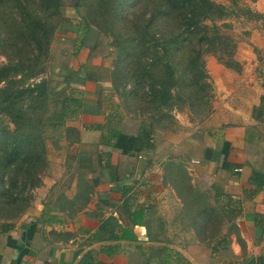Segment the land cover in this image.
Instances as JSON below:
<instances>
[{
    "label": "crops",
    "instance_id": "obj_1",
    "mask_svg": "<svg viewBox=\"0 0 264 264\" xmlns=\"http://www.w3.org/2000/svg\"><path fill=\"white\" fill-rule=\"evenodd\" d=\"M56 34L64 45L59 53L67 59L49 63V78L83 101L67 122L79 139H61L58 152L49 156L30 206L0 234V264H259L264 121L251 109L260 101L249 105V113L237 110V119L216 117L218 110L185 134L179 124L168 136L156 128L147 135L149 122L125 114L111 77L101 74L107 53L82 44L74 25L61 24ZM231 112L228 107L226 114ZM109 125L138 138L129 153L110 145L113 138L109 144L101 140L106 132L97 126ZM178 159L185 160L196 193L216 196L221 209L229 207L230 195L240 210L234 219L224 218L213 237L199 238L192 228L181 227H188L180 218L183 194L167 181L166 166ZM166 206L179 215L167 218ZM127 227L129 234L123 235ZM85 255L87 263H81Z\"/></svg>",
    "mask_w": 264,
    "mask_h": 264
},
{
    "label": "trees",
    "instance_id": "obj_2",
    "mask_svg": "<svg viewBox=\"0 0 264 264\" xmlns=\"http://www.w3.org/2000/svg\"><path fill=\"white\" fill-rule=\"evenodd\" d=\"M16 1L23 12L14 21L19 26L18 38L2 31L4 17L1 15L0 18V45L14 47L9 59L0 63V202L7 199L6 203H12L13 206L18 205L21 201L23 204H19L15 213L12 214L0 209L5 212L0 216V234L13 227L14 220L30 206L33 190L42 183V177L49 164L46 129L51 127L53 130L51 131L55 132V135L52 134V136L56 148L59 146L57 140L79 139V131L67 125V122L77 116L82 109L83 101L75 95V90L69 87L58 88L59 83L49 78V63L56 61L53 55L55 50L53 41L57 39L56 33L59 26L61 24L76 26L80 42L92 49L98 48V52L100 50L101 53H108L105 44L108 43L110 46L112 44V41L102 42L103 36L107 35L108 37V34L94 25L88 13H80L79 8L84 5L82 0H39V3L42 2L48 11L50 10L48 15H44L36 7L30 6L28 0ZM154 1L158 2L157 7L153 11H149L148 17L143 18L142 21L141 14L135 9L136 13L133 12L129 23L133 27L130 35L131 62L133 63L132 67L135 68L129 74V92L132 91V94L137 95L134 77L140 79L151 77L150 96L156 100L151 111L145 110L143 105L138 108L129 106V110H133L137 118L149 122L148 131L146 130L147 135H150L155 129V125L159 124L165 114H168L167 111H163L164 107H170L171 110L174 104L188 98L191 104L196 107L195 93L190 97L179 94L178 91L174 93L173 89L178 83V77H187L188 84L204 82L208 77L205 70V59L202 57L204 47L216 44L226 45L230 40L227 35L220 34V25L214 22L210 23L227 14L228 4L215 0H148L142 7L152 4ZM113 2L114 0H97V5L94 7L93 3H90L92 4L91 10L99 14L102 20L106 15V24H109L108 16L112 13ZM232 2L236 5L238 1L232 0ZM68 6L72 11L70 14L66 12ZM249 12L251 11L249 10ZM158 14L164 15L165 22L170 20V24L177 16H180V20L186 21L185 27L179 23L178 31L174 28L168 33L167 31L153 30L152 24L154 19L158 18ZM170 24L169 27H173ZM180 28L186 29L183 31ZM182 47L179 66L173 55L176 50L178 51ZM142 49L145 53L141 56L140 50ZM226 55V58L219 57L225 66L233 67L238 64L233 58L232 50ZM66 59L67 56L63 60ZM183 67V74H178L177 69ZM111 90L115 91L113 82ZM255 108L257 112L254 117L264 121L263 105ZM10 122L13 127L9 126ZM97 127L106 132L101 135V140L104 143L109 144L113 138L114 143L110 145L120 148L125 153H129V150L134 147L135 140L138 139L125 133H117L110 125L104 129L100 126ZM172 165H174L173 161L167 163V170L169 167H173ZM186 177L190 179L185 173ZM176 182L177 185L173 183V186L182 188L178 186L180 184L178 179ZM189 188L190 186L187 185L183 189L187 191ZM189 193L188 196L191 198L185 202L186 213L192 216L193 212L205 219V225L202 226L204 227L203 234L209 237L217 235L210 233L211 224L221 232L224 218L232 220L240 211L236 206L231 205L235 201L230 195L226 194V203L229 207L221 209L216 196H214V205H203L195 203L194 199L197 194ZM203 208L207 211H202ZM140 213L141 211H137L135 216ZM210 214L212 216L216 214V222H213L212 217H209ZM193 216L195 217V215ZM195 228L198 230V225H195ZM129 231V227L125 228L123 235L129 234ZM147 259L150 260V257ZM82 262L87 263L86 255L81 259ZM259 264H264L262 257L259 258Z\"/></svg>",
    "mask_w": 264,
    "mask_h": 264
},
{
    "label": "rangeland",
    "instance_id": "obj_3",
    "mask_svg": "<svg viewBox=\"0 0 264 264\" xmlns=\"http://www.w3.org/2000/svg\"><path fill=\"white\" fill-rule=\"evenodd\" d=\"M28 1L30 2V6L36 7V9L40 12L42 11L44 15L50 13V10L48 11L42 2L39 3V0ZM82 1L84 5L80 6V13H88L89 17L94 22V25L97 28L99 27L98 29H103L107 32L108 37L107 35L105 37L103 36L102 42L105 43L112 41L111 46L108 43L105 44L108 50L107 65L100 71L103 77H111V83L113 82L115 85L114 92L119 98L122 111L127 115L130 114L135 116L134 111L129 110V106H132V108H138L140 105H143L145 110L151 111L152 107L156 104V100L150 96L151 77H143L142 79L134 77L137 95L134 93L132 94V91L129 92V74H131L133 69L135 70V68L132 67L133 63L131 62L132 42L130 40V35L133 27L129 23L131 22V17L133 12H135V9L141 14L140 19L143 21V18L148 17L150 12L157 7L158 2L154 1L150 5L147 4L148 6L146 7H142L148 0H114L112 13L108 16L109 24H106V15L103 18L104 20H102L99 14L94 13L91 10L92 4L90 3H93L94 7L97 5V0ZM215 1L228 4L229 10L223 17L212 20L210 23L214 22L220 25V34L224 36L227 35L230 40L226 45L223 44L220 46L216 44L210 47H204L202 57L205 59V70L208 77H206L204 82L201 83L202 86L199 83L188 84L187 77H178V83L173 89L174 93L178 91L179 94H184L187 97L188 95L190 97L195 93L196 97L194 98L196 100H194V102L196 107L191 104L189 98L177 102L176 105L174 104L175 107L173 106L171 110L169 109L170 107H164L163 111H167L168 114H165L161 118L159 124L155 125V128L159 130L161 134L164 133L165 136L174 133L179 124L182 125V134H185V132L190 130V126L203 122L213 112H218V110L220 111V114H217L216 117L222 119H225V117L237 119L239 114L237 110H240V108H248L246 109V112L249 113L247 111L249 110V105H252V103L257 102L258 100L260 101L259 105L262 104L264 108V0H237L238 2L236 5L233 4L232 0ZM0 2V18L1 15L4 17V20H2V31L8 34H13L18 38L19 26L14 23V21L15 18H18L19 15L21 16L23 12L17 5L16 0H1ZM249 10L251 12H249ZM66 11H71L69 6L66 8ZM69 13H72V11ZM161 15L162 14H158V18L154 19L152 24L153 30L158 32L167 31L168 33L169 30L174 28L178 31L177 27L180 26L179 23L183 24L185 27L186 21L183 22V20H180V16H177L176 19H174V22L170 24V20L166 23L164 15ZM169 24L173 27H169ZM185 29L186 28H183L181 30L184 31ZM125 39L127 40L125 41ZM53 46L55 47V50L53 51L54 58L57 62L64 63V57L59 53L62 51L61 49L64 45L57 42V40H54ZM12 48L14 47H2L0 45V63H4L9 59L12 54ZM182 49L183 47L178 51L176 50L173 55L175 61H178L179 66V55L182 53ZM231 50L233 58L238 64L233 67H227L219 57L226 58V53L231 52ZM144 53L143 49L140 50L141 56ZM183 58L184 57L182 56V59ZM177 70L179 71L178 74L182 75L184 67ZM58 88H61V86ZM259 105L252 107L251 115L253 117L257 112L255 107H258ZM228 107L234 109V112H231V116L230 113L226 114V109ZM9 126L13 127L12 122L9 123ZM51 130V127L46 129L45 134L47 135L46 143L49 149V156L52 159L54 156L53 154H56L58 150L53 143L54 137L52 134L55 135V132L53 133V130ZM57 142L61 145V140H57ZM173 163V167H169V170H167V181L171 182V184L176 183L177 185L176 179H178L180 183L178 186L182 187H178V189L182 191V202L184 205L180 211V218L181 223H187L186 225L188 227L183 225L181 227L185 231L192 228L195 234L199 238H202L206 236L203 234L204 227H202L205 225V219L192 211V216L187 214L185 208L187 206L185 202L189 201L191 198L188 196L190 191L197 194V197L194 199L196 204H210L212 201L214 202V199L204 192L196 193V189L193 190V187L195 188V186L191 182L188 173L189 170L184 159H178V161ZM52 167H55V165ZM185 173L190 179L187 177L185 178ZM181 177L183 178L180 179ZM187 185H189L190 188L186 191L183 188L187 187ZM17 190L19 191V189ZM6 200L7 199H3L2 202H0V209H4L6 213L10 214L15 213L17 210L16 208L22 203L21 201L18 205L13 206L12 203H6ZM171 202V200H168L166 205ZM4 211L0 210V216L2 214L4 215ZM202 211L207 210L203 208ZM174 212H176L177 216L179 215V211H173L171 206H166L165 215L167 218L172 219L173 216L175 217ZM193 215H195V217ZM177 216L176 219L178 218ZM209 217H212L213 222H216V214L213 216L210 214ZM195 225H198V230L195 228ZM209 228L212 235L219 233L215 225L211 224Z\"/></svg>",
    "mask_w": 264,
    "mask_h": 264
}]
</instances>
